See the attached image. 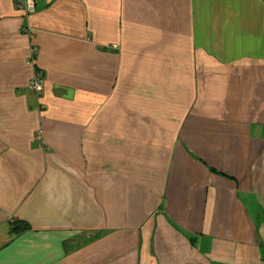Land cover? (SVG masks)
I'll use <instances>...</instances> for the list:
<instances>
[{
  "label": "crops",
  "instance_id": "1",
  "mask_svg": "<svg viewBox=\"0 0 264 264\" xmlns=\"http://www.w3.org/2000/svg\"><path fill=\"white\" fill-rule=\"evenodd\" d=\"M99 99L84 192L45 122ZM0 264H264V0H0Z\"/></svg>",
  "mask_w": 264,
  "mask_h": 264
},
{
  "label": "rangeland",
  "instance_id": "2",
  "mask_svg": "<svg viewBox=\"0 0 264 264\" xmlns=\"http://www.w3.org/2000/svg\"><path fill=\"white\" fill-rule=\"evenodd\" d=\"M143 62V59L141 60ZM81 90V88L77 89ZM31 94L40 95V93H35L29 89ZM43 93V92H41ZM93 93V92H90ZM101 99L98 100L97 104H80V105H71L68 104L65 107H62L59 112L62 113L59 120L46 121L45 125V137L49 140V144L62 151L66 155L65 159L67 160L68 167L72 168L71 171L75 172L76 168L71 164L68 159L70 154L73 156H78L77 169L83 176L80 177L76 174V181L82 185L85 192L87 183L98 184L100 186V174L99 177H96L95 174L87 178V174L91 172V168L95 167V172L100 173V158L102 145V133L108 131L111 127L118 128L120 127L119 121L112 118L111 114L117 112V106H112L110 108L106 107L102 109ZM42 110V109H41ZM77 110V114H67V111ZM47 108L44 112H48ZM145 119H149V114H146ZM142 120V118H141ZM140 120V121H141ZM94 147V150H93ZM72 148V149H71ZM91 151L90 158L94 160L93 166L87 168L86 155L87 152ZM75 153V154H74ZM84 155V156H83ZM85 157V158H84ZM79 221H83L84 224H87L90 220L91 208L86 209L83 203H79ZM99 211L95 210V213ZM87 216V217H86ZM96 221V218H95Z\"/></svg>",
  "mask_w": 264,
  "mask_h": 264
},
{
  "label": "built area",
  "instance_id": "3",
  "mask_svg": "<svg viewBox=\"0 0 264 264\" xmlns=\"http://www.w3.org/2000/svg\"><path fill=\"white\" fill-rule=\"evenodd\" d=\"M16 7L24 16L31 14L35 10V0H16ZM24 31L28 36L31 34V29L25 28ZM28 87L35 93H41L43 90V83L38 73L32 72L28 82Z\"/></svg>",
  "mask_w": 264,
  "mask_h": 264
},
{
  "label": "trees",
  "instance_id": "4",
  "mask_svg": "<svg viewBox=\"0 0 264 264\" xmlns=\"http://www.w3.org/2000/svg\"><path fill=\"white\" fill-rule=\"evenodd\" d=\"M28 223L20 220V219H13L10 221V226L13 231H23L27 228Z\"/></svg>",
  "mask_w": 264,
  "mask_h": 264
},
{
  "label": "water",
  "instance_id": "5",
  "mask_svg": "<svg viewBox=\"0 0 264 264\" xmlns=\"http://www.w3.org/2000/svg\"><path fill=\"white\" fill-rule=\"evenodd\" d=\"M39 74V73H38ZM40 75V74H39ZM72 94H73V90L70 89V88H65L64 89V93H63V97L65 98H70L72 97Z\"/></svg>",
  "mask_w": 264,
  "mask_h": 264
},
{
  "label": "clouds",
  "instance_id": "6",
  "mask_svg": "<svg viewBox=\"0 0 264 264\" xmlns=\"http://www.w3.org/2000/svg\"><path fill=\"white\" fill-rule=\"evenodd\" d=\"M41 80H42V78H41ZM42 83H43V90H42V92L44 91V81L42 80ZM41 94V93H40Z\"/></svg>",
  "mask_w": 264,
  "mask_h": 264
},
{
  "label": "bare ground",
  "instance_id": "7",
  "mask_svg": "<svg viewBox=\"0 0 264 264\" xmlns=\"http://www.w3.org/2000/svg\"><path fill=\"white\" fill-rule=\"evenodd\" d=\"M14 1V4H16V0H13Z\"/></svg>",
  "mask_w": 264,
  "mask_h": 264
}]
</instances>
